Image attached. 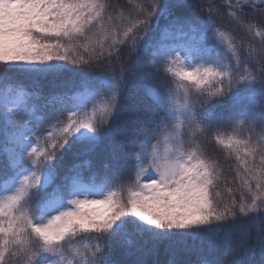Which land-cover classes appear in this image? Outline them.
<instances>
[{
    "label": "snow or ice",
    "instance_id": "snow-or-ice-1",
    "mask_svg": "<svg viewBox=\"0 0 264 264\" xmlns=\"http://www.w3.org/2000/svg\"><path fill=\"white\" fill-rule=\"evenodd\" d=\"M110 7L106 0H0V264H160L161 244L167 264H264V136L254 135L264 109L230 115L248 123L246 139L235 127L227 139L216 130L236 161L235 190L195 136L186 147L183 135L184 127L203 131L205 121L211 129L223 100L235 110L249 89L260 85L264 94V31L254 33L262 46L257 58L249 45V67L215 26L221 13L213 0H149L128 17ZM222 7L249 33L255 25L242 16L264 18V0ZM189 33L211 36L234 63H194L197 48L180 39ZM161 70L174 90L161 93L147 79ZM11 74L58 78L73 90L45 97L11 84ZM49 108L55 121L41 133ZM98 151L103 162L94 168ZM237 233L248 258H222L218 249ZM85 235L87 242L77 240ZM180 237L200 244L171 243ZM189 253L195 261L180 258Z\"/></svg>",
    "mask_w": 264,
    "mask_h": 264
},
{
    "label": "trees",
    "instance_id": "trees-1",
    "mask_svg": "<svg viewBox=\"0 0 264 264\" xmlns=\"http://www.w3.org/2000/svg\"><path fill=\"white\" fill-rule=\"evenodd\" d=\"M106 2L111 6L109 11L113 14L123 13L125 17L129 15H134L137 6H146L149 0H106ZM225 2V3H223ZM228 0H213L214 5L220 10L219 15H213V19L215 21V26L224 31L228 34L233 43L236 45V55L239 56L241 59L248 61L249 67H254V62L250 59V49L249 45H251L252 49H256L257 52L253 53L259 58L258 50L262 46V39L259 36H254L256 31H264V18H262L258 13H248L247 15L242 16V19L245 22V25L251 23L255 25L253 28V32L249 33L247 27L240 26L233 18L227 15L228 9L226 7H222L225 5ZM232 3H235L236 0H231ZM207 3V0H205ZM203 17H207L209 15L208 12L198 13ZM175 39V38H174ZM181 40L192 45L197 48V52L193 56L194 63H202L208 64L212 63L214 65H220L225 63H234V60H231V54L226 53L225 51L221 50V46H218V42L211 38H207L206 40H201L200 33H189L186 37H181ZM199 49H211L210 53L201 54ZM93 67H97L94 65ZM157 67L162 69V65L158 63ZM146 71L152 73L153 70L151 68H147ZM149 82L152 86L159 92L164 93L168 90L175 89V81L165 75L161 70L159 73L151 74L147 77ZM13 85H22L26 89L32 92H40L45 97H48L52 93H66L70 90L66 88L58 78H34L29 77L22 74H11V80L9 81ZM2 86V84H0ZM190 97L194 103H198V93L195 89H192L190 93ZM176 99L180 102H183L180 96H177ZM257 101V103H254ZM128 102L135 104L137 102L135 94L130 93ZM231 101L228 99L223 100L222 102L217 104L216 112H217V120L213 123L211 129L207 127L208 122H204V130L201 131L199 129L192 131L189 130L187 127L183 128V135L185 140V146H188L189 140L192 136H195L197 142L200 143L201 147L204 149V154L213 160H216L221 165V172L224 173V176L227 177V187H231L234 190L239 184V181L235 177V167L236 161L234 157L229 158L227 155V150L224 147L217 143L215 140L216 130L217 128L220 130L222 138L227 139L228 136L233 135V129L238 128L237 138L239 139H246L250 133L248 131V123L245 122L243 125L239 124L238 121L230 122L229 117L234 112L238 113L240 111H247L250 115L251 114H259V112L264 109V94L260 91V85L255 86L252 89H249L247 92L242 93L241 99L238 102L235 110H233L230 105ZM56 113L53 109L49 108L45 114V124L40 129L41 133H44L48 130L49 125L55 121ZM63 119V117H61ZM255 136H264V123L257 124L255 126L254 131ZM6 145L3 142V138L0 137V150H3ZM7 147H11L7 145ZM71 157H66V160H70ZM82 159H87L82 158ZM92 166L94 168L99 167L100 164L103 162V154L102 152L98 151L96 155L91 157ZM229 167H231L232 171H228ZM63 171L61 172V175ZM2 187V183H0V189ZM225 188V179L222 176L219 182L218 190L223 191ZM39 199L38 196H34L33 200L30 202L31 206H35L37 200ZM255 233V228H253V234ZM242 237L239 233H237L233 237L234 243L231 246H222L218 249V254L225 259H246L248 258V254L245 252V248L239 247L236 242L240 241ZM77 240H83L87 242V235L83 237H77ZM169 243V242H165ZM171 243H175L177 245H184V246H191L193 248L197 247L200 244V241L194 237H180ZM253 244L252 240L247 241V245L250 246ZM224 253H227L224 256ZM180 258L190 259L195 261L196 254L189 253L183 254ZM155 259H158L160 264H167V261L170 259L164 252V244L160 245V252ZM23 264V261L21 262Z\"/></svg>",
    "mask_w": 264,
    "mask_h": 264
},
{
    "label": "rangeland",
    "instance_id": "rangeland-1",
    "mask_svg": "<svg viewBox=\"0 0 264 264\" xmlns=\"http://www.w3.org/2000/svg\"><path fill=\"white\" fill-rule=\"evenodd\" d=\"M180 102V101H179ZM182 103V102H181ZM3 190V186L1 187V189H0V191H2Z\"/></svg>",
    "mask_w": 264,
    "mask_h": 264
}]
</instances>
